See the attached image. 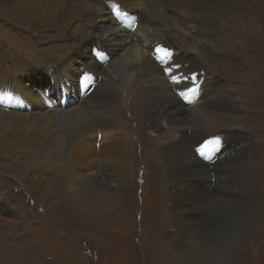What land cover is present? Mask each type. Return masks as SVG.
I'll use <instances>...</instances> for the list:
<instances>
[{"label":"rangeland","instance_id":"1","mask_svg":"<svg viewBox=\"0 0 264 264\" xmlns=\"http://www.w3.org/2000/svg\"><path fill=\"white\" fill-rule=\"evenodd\" d=\"M70 2L61 5L63 13L69 12V24L66 23L67 20H63L58 23L59 25H52L48 29L41 28L42 31L33 30L24 25L22 28L0 13V82L3 83L0 84V93L3 94L4 82L16 77L19 82L14 87V92H17L19 99L20 93L29 97L28 109L33 108L35 98L32 89L28 86V76L24 75L34 72L37 67L43 70L44 65H48L45 71L52 70L51 82H55L56 86H50L49 90L59 88L70 93L69 85L75 87V83L88 87L95 86L92 83L94 75L89 71L90 68L82 66L80 75L74 69L75 65L88 60L87 53L80 55L82 49L76 53L80 56L72 62L71 68L64 69L61 66L64 63L63 59L67 55L72 56L70 52L79 49L85 40V36L81 37L79 31L75 29H83L82 24L86 13L82 15L80 13L83 10L82 6H87L89 0H71ZM235 4L241 11V17H244L239 29L243 40L239 46L242 49L236 53L243 60L228 61L230 56L227 54L234 55L232 51L217 55L209 53L206 60L211 67H208L209 72L215 73L219 78L225 76L233 84L232 92L240 109L234 121L242 124L241 127H233V122L229 121L231 117L226 115L228 121L220 124L219 135L216 132L214 135L221 139L224 138L220 136L221 134L230 135L223 140L229 144L240 142L241 144L235 148H239L240 145H252L254 150L251 156L245 155V150L235 155L234 160L242 165L239 169L234 168L235 172H239L237 177L227 175L222 166L218 169L214 168V174L220 178H216L211 183L214 187L217 183L219 188L213 192L205 189L203 191L202 180L198 177L200 166L194 169L195 172L187 171L189 182L193 183L195 189L190 188L191 185L188 187L184 181L179 183L180 188L177 189L167 168V174L174 183L172 186L165 175L163 167L165 160L162 154L163 159L153 153L157 152L160 155L157 151V143L161 146L166 139L158 132H155L153 136H150L152 134L149 131H145L144 134L141 132L146 121L144 119L140 121L139 116L136 115L139 112L132 97L117 102L115 111L121 110L124 123L130 124L127 129L130 131L133 129V134L137 123L139 126L136 127L135 133L143 134V137L148 138L142 139L141 144L132 138V149L128 152L125 148V155L133 160L131 165L127 166V188L124 191L115 185V187H107L102 182L100 193L93 197L83 188L78 178L82 171H89L99 180L101 166L96 165L95 159L107 153L108 145L111 150L114 145L117 146L120 142L123 144L125 133L118 128H114V131L121 132L122 135L117 134V145L115 144L117 140L110 139L108 136L105 138L107 143L105 147L99 148L98 144L103 143L101 139L94 142L92 140L84 152L83 159L81 158L82 161L77 159L70 162L61 158L53 165L45 164L44 160L40 161V151L45 147L46 141L42 140L35 145L32 144L34 142L32 138L14 134L11 140L4 139L5 136L2 134L0 135V264H264V86L255 81L256 76H251V72L246 67V59L254 53L253 16L258 17L257 29L264 34V18L258 15L263 12V9L258 7L254 0H249L247 4L243 0H236ZM245 20L247 21L243 25V32L241 24ZM129 28L131 29V26ZM235 34V42H238L241 38L237 31ZM245 35L248 36V44L245 42ZM263 42L264 40L260 44L261 49H257L256 60L252 63L258 64L264 61ZM97 50L100 55L102 50L100 48ZM172 55L174 56L173 51ZM90 56L92 58L91 54ZM59 62L61 64L58 66L59 70L53 73V68L55 69ZM227 63L233 67L231 72L227 70L229 67ZM157 65L160 67L159 64ZM262 70L264 69L260 64L252 73ZM44 75V81H49V77ZM61 78L68 86L66 89L60 87L63 82ZM248 81H251L250 85ZM44 83L45 89L49 83ZM78 89L79 87H76L72 90L73 98L76 96L80 99L77 95ZM246 90L249 97L246 96ZM94 93L85 94L83 97ZM66 97L68 98L65 100L70 102L71 98ZM246 97L250 98L251 102L255 99V104L249 102L250 106H248ZM5 98H10L11 101L12 95L7 93ZM176 98L177 101H181L179 93ZM6 99L0 102V106L4 109H6ZM60 103L61 98L55 100L48 109L52 108L56 111ZM74 103L73 100L65 107L71 109ZM86 103L96 105V97H90L83 105ZM205 108L211 113L214 111L217 116L222 115L216 108L213 109L207 105ZM173 110H176L174 105ZM0 111L5 113V110L1 108ZM131 111H135L136 114H132ZM140 113L143 112L140 110ZM231 113H229L230 116ZM52 114L54 113H48V115ZM22 115L24 114H19V116ZM191 115L186 116L187 122L191 120L190 128L192 125H195L194 128L202 127L204 130L208 128L203 120L194 116L193 113ZM30 117L35 120L41 116H28V119ZM143 118H145L144 114ZM133 119L139 122L132 121ZM219 120L224 119L219 118ZM95 121L94 129L105 124L100 119L92 120V122ZM152 127L161 130L159 125H152ZM67 129L68 127L65 126L66 131ZM234 131L246 137L240 140L241 135L234 134ZM95 133L98 134V131ZM109 135L111 136L112 132H109ZM15 136L18 137L15 138ZM209 139L203 143L206 149H208L209 141L214 140V138ZM63 141V151L67 149L73 152L78 147L76 145L79 139L76 142L68 139ZM14 142L16 144H13ZM121 143L118 148L122 147ZM94 144H97L95 150ZM141 145H145L144 150ZM208 155L209 153L204 154V156ZM232 158L227 157L228 160ZM93 172L96 173L93 174ZM203 181L207 185V180ZM183 183L192 190V197L187 195L186 199H188L183 204V210L187 213L182 215L184 217L180 222H177L174 216L175 197L178 191L184 189ZM250 218L252 225L247 230L245 219ZM134 223L137 226L142 225L141 237L138 236V230V235L136 231L134 232ZM179 224L184 228L181 230L183 233L188 232L191 225L198 230V235L184 245L191 252L187 256H183L172 239L173 236H178L175 228ZM243 236L246 238L245 242H243Z\"/></svg>","mask_w":264,"mask_h":264},{"label":"bare ground","instance_id":"2","mask_svg":"<svg viewBox=\"0 0 264 264\" xmlns=\"http://www.w3.org/2000/svg\"><path fill=\"white\" fill-rule=\"evenodd\" d=\"M70 1L71 0H0V13L15 25L21 27L24 25L33 30L38 29L39 31L41 28L48 29V27L52 25H57L63 20H67V22H64L69 24V12L63 13L61 5ZM243 1L246 4L249 2V0ZM254 1L258 7L263 9V12L258 15L264 18V0ZM235 2L234 0H89L87 6H82L83 10L82 13H80L81 15L86 13V18L83 20L82 24L83 29H75L79 31L81 37L85 36L84 44L80 45L79 49L75 48L76 50L70 52L72 56L67 55L63 59L64 63L62 65L60 64L61 60L55 69L53 68V73H56L57 69L59 70L58 66L60 65L63 66L64 69L71 68L70 65L77 60L78 56L87 53L88 60L75 65L74 69L77 74H79L82 66L91 69L89 71L94 75L93 85L95 86L89 94L96 93L91 96L80 97V94L77 92L80 98L78 99L76 96L73 98L72 95V90L76 87L78 88V86L73 87L69 85L70 93L64 92L59 88L49 90V87L52 85L56 86V83L51 82L50 75H52V70L49 72L45 71V68L49 66L44 65L43 70L37 67L34 72L24 75L28 76V86L32 89L35 98L33 108L28 109L27 107H29L30 102L29 97L24 93H20L21 98H18L17 92H14V87L18 85L19 80L13 77L10 81L4 82L5 85L2 86L4 88L2 100L6 99L5 96L7 93L8 95H12V100L10 101V98L6 99V109L0 106L2 110H5V113L0 111V135L4 134V139L10 138L11 140H13L14 134L32 138L34 140L32 144L35 145L42 140L46 141L45 147L40 151V161L44 160L45 164L53 165L57 161H60L61 158L70 162L77 159L82 161L83 155H85L84 152L92 140L94 142L96 140L100 141L101 139L103 143L98 144L99 148H101L107 144L105 143V138L108 136L110 139L117 140V142L115 141L117 145V134L122 135L121 132H124L123 144L120 142L121 148H118L120 143L117 146L114 145L111 150L108 145L106 150L107 153L95 159L96 165L101 166L99 180L89 171H82L81 176L78 177L88 194L96 197L103 186L101 184L102 182L107 187L115 185L119 189L122 188L123 191L127 188V166L131 165L133 158L129 159V157L125 155V148L128 152L132 149V138L133 140L136 139L139 144H141L140 141L142 139L145 140L146 138L147 140L148 137H143L145 131H149L152 134L150 136L158 132L161 137L166 140L162 143V147L157 143V151L160 155H158L157 152L153 153L158 158H162L163 156L165 160V162L163 160V167L167 181L170 182L172 186L174 183L171 180L175 181L177 189L180 188L179 183L184 181L187 186L191 185L190 188L193 189V183L189 182L187 171L195 172L194 169H198L201 166L198 170V177L202 180L201 188L203 191H215L219 186L216 183L214 187L211 181L220 177L214 174V168L218 169L222 166L225 168L227 175L237 177L239 172H235L234 168L239 169L242 165H240L237 160H234L235 155L241 150H245L244 154L248 156L254 153L252 145H240L239 148H235L241 143L231 142V144H229L225 142L223 139L228 136L230 137V135L225 134L220 135L224 137L221 139L224 144L222 149L220 148L221 145L216 143H212L208 146V148L216 149L212 151L213 165L210 166V168L203 161L198 159L192 150L193 147L198 146L199 143L204 140L206 141V139H216L214 134L215 132L217 134L220 133V131H218L219 125L224 121H228L226 115L231 117L229 121L233 122V127H241L242 125L240 122L234 121L235 116L240 113V109L238 107V101L235 99L232 92L231 86H233V84H231L225 76L219 78L215 73L209 72L208 67H210V65L206 60L209 53L217 55L227 51H232L235 55L228 53L227 55L230 56L228 61L243 60V58L236 53L238 50L242 49V47L239 46V43L242 44L243 41L239 29L240 23L244 17H241V11L237 9ZM123 12H129L137 17V25L135 29L132 30L133 32L128 26L122 29L121 24L123 23L125 25L126 19V17L123 16ZM253 17L252 39L254 42V53L249 56L250 59L247 57L246 67L249 69V72H251V76H256L255 81L264 86V70L258 73H252L260 64L264 69V61L258 64L252 63L256 60L257 49H261L260 44L262 40H264V34L261 33L256 26L258 25V17ZM246 21L247 20L241 24L242 30ZM235 31H237V34L241 38L238 42H235L234 39V37H236ZM245 36V42L248 44V36ZM155 42L166 44L168 48L174 52L172 61L177 64L178 67L176 66V69L174 67L170 68L169 65L166 69H163L156 64L151 56L152 47ZM97 45L102 47V51L105 54L101 62L99 60L95 61L90 56L92 49L96 48ZM81 49L82 53L80 55L76 54ZM193 51L196 52L194 53ZM245 58L246 57H244V59ZM174 62H171V64ZM227 65H229V63H227ZM227 68L228 72H231L233 69L230 65ZM44 74L49 77V81H44ZM73 74L75 75V73ZM192 75H195L198 81H201V95L199 94L196 103L187 106L177 101L176 90L187 88L189 82L173 84L172 77H185L189 80ZM32 80H34V82ZM61 81L63 82H61L60 87L66 89L68 86H66L64 79L61 78ZM44 82L49 83L45 89L43 88ZM180 82H182L181 78ZM0 84L3 83L0 82ZM250 84L251 81H248V85ZM66 96H69V98L75 101L71 109H67L65 106L61 105L56 111L52 108L48 109L55 100L61 97L68 98ZM93 96L96 97V105L87 103L83 105L85 101ZM246 96L249 97L247 90ZM131 97L136 102V109H138L139 114H136L135 111H131V113L138 115L140 121L143 119L146 121L141 128L143 134H139L138 132V134L135 133L136 127L139 126L137 123L135 124L136 127L133 134V129L131 131L127 129L130 124L124 123L121 110L115 111L117 102L119 103L121 100ZM249 99L250 98L246 97L248 106H250L249 102H251ZM254 100L251 102L252 104H255ZM16 103L19 104L17 105ZM173 105L176 107V110H173ZM206 105L213 109L216 108L222 115L217 116V113L214 111V113L207 111L205 108ZM84 109H86L85 112ZM140 110L143 113H140ZM48 113L54 114L48 115ZM191 113L203 120L208 125V128L204 130L202 127L194 128L195 125H192L191 129L189 127L191 120L189 122L186 120V116L188 117ZM229 113L232 115L230 116ZM19 114L24 115L19 116ZM143 114L145 118H143ZM28 116L41 117L32 120L34 118L30 117V119H28ZM219 118L224 120H219ZM98 119L104 121L105 124L94 129L93 124H96V121L92 122V120ZM139 120L133 119L132 121L139 122ZM152 125H159L161 130L158 128L154 129ZM65 126L68 127L67 131L65 130ZM114 128H118L121 132L117 133V131H114ZM97 131L98 134L95 133ZM109 132H112L111 136ZM233 133L239 134L236 131ZM18 136H15V138ZM241 137L240 140H242L243 137L245 138L246 135H241ZM67 139L75 140V142L79 139L76 145L78 147L73 152L70 150L67 151V149L63 151L62 149L64 147L63 140ZM13 144H16V142ZM96 145L94 144V150ZM141 146L144 150L145 145ZM243 146L245 147L243 148ZM184 147H186V149ZM227 157L233 158L228 160ZM102 165H104V167H102ZM166 165L168 167H166ZM248 167L249 166H247V168ZM167 168L171 173V180L170 176L167 174ZM94 173L96 172H93V174ZM146 173H148L147 170ZM203 180H207V185L204 184L205 182ZM209 185L211 186L209 187ZM188 187L184 185V189H180L181 191H178L179 193L176 194L175 197L176 205L174 204V216L177 222H180L184 217L182 215L187 213L183 210V204L188 199H186V197H192V190L188 189ZM248 206L251 207L250 205ZM1 207L4 208L3 206ZM4 211L7 210L4 209ZM4 213L6 214V212ZM190 218L188 219L190 220ZM245 221L247 222L245 223L247 230H249L252 225L251 218L249 220L245 219ZM180 224L175 228L178 236L175 235L172 239L179 250H181L183 256H187L191 254V252L187 250L184 245L198 235V230L191 225L190 230H188V232L184 231L185 233H183L181 230L184 228H182ZM135 226L137 225L134 223V232L136 231L138 235V230V236L141 237L142 225L137 226L138 229ZM244 234L245 233H243V235ZM244 239H246L245 236H243V242H245ZM219 241H221V239Z\"/></svg>","mask_w":264,"mask_h":264},{"label":"snow or ice","instance_id":"3","mask_svg":"<svg viewBox=\"0 0 264 264\" xmlns=\"http://www.w3.org/2000/svg\"><path fill=\"white\" fill-rule=\"evenodd\" d=\"M172 80H173L174 83H179V82H180V78H179V77H175V76H173V77H172ZM191 91H195V89H191ZM180 95L183 96L184 93L181 92ZM2 99H3V94L0 93V102H2ZM202 154H203V153H202Z\"/></svg>","mask_w":264,"mask_h":264}]
</instances>
